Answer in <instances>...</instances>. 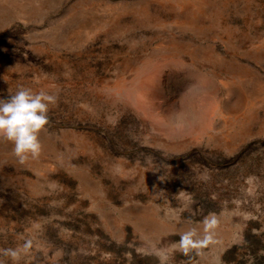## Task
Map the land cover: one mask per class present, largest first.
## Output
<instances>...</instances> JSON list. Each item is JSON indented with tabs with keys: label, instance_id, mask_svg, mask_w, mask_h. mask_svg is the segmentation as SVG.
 Instances as JSON below:
<instances>
[{
	"label": "rangeland",
	"instance_id": "rangeland-1",
	"mask_svg": "<svg viewBox=\"0 0 264 264\" xmlns=\"http://www.w3.org/2000/svg\"><path fill=\"white\" fill-rule=\"evenodd\" d=\"M21 86L58 101L38 159L0 138L18 264H264V0H0V99Z\"/></svg>",
	"mask_w": 264,
	"mask_h": 264
},
{
	"label": "clouds",
	"instance_id": "clouds-1",
	"mask_svg": "<svg viewBox=\"0 0 264 264\" xmlns=\"http://www.w3.org/2000/svg\"><path fill=\"white\" fill-rule=\"evenodd\" d=\"M58 96L47 91L38 92L30 88L19 87L7 99H0V138L13 145L14 154L21 163L28 159H38L42 152L40 133L49 124L50 106L55 105ZM201 179L208 180L206 173ZM220 219L212 213L203 221V235L197 229L191 228L182 234L176 242L180 251L187 254L192 249H201L215 243V229ZM33 247L32 240H27L20 248L0 250V256L9 258L13 264H18L22 255H27ZM161 264H165L167 256H161ZM0 264H5L0 260Z\"/></svg>",
	"mask_w": 264,
	"mask_h": 264
}]
</instances>
